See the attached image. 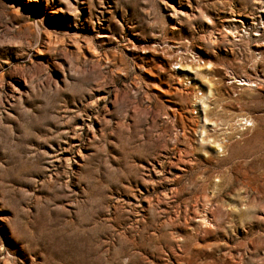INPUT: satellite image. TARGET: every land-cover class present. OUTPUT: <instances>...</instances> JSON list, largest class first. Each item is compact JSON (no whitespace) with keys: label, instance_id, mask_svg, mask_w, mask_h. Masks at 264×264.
Masks as SVG:
<instances>
[{"label":"rangeland","instance_id":"1","mask_svg":"<svg viewBox=\"0 0 264 264\" xmlns=\"http://www.w3.org/2000/svg\"><path fill=\"white\" fill-rule=\"evenodd\" d=\"M184 263L264 264V0H0V264Z\"/></svg>","mask_w":264,"mask_h":264},{"label":"bare ground","instance_id":"2","mask_svg":"<svg viewBox=\"0 0 264 264\" xmlns=\"http://www.w3.org/2000/svg\"><path fill=\"white\" fill-rule=\"evenodd\" d=\"M175 59V58H174ZM176 60H177V58H176ZM180 60V59H179ZM178 64H180V63H178ZM175 65H177L176 63H175ZM199 67V66H198ZM208 67L209 66H205L204 67V69H205V71L208 69ZM238 81H240V80H238ZM242 81V80H241ZM244 81V80H243ZM238 85H239V83H238ZM240 85H242V86H249V81H244V82H242V83H240ZM213 86V85H212ZM212 86H209L208 88H207V93H208V95H212L213 94V87ZM207 98H208V96H203L202 98L200 97H196L195 96V100L194 101H196V103L195 104H197V105H195V104H193L194 105V107L195 106H200V109H201V111H209V110H206L207 109ZM205 119V120H204ZM203 122L201 123V121H200V123L199 122H196L195 123V129L197 130V134H198V138H199V142H203V136H204V134H205V129H204V127L203 126H205L206 124H207V119H206V114L204 115V117H203V120H202ZM212 124H214V123H211V125ZM218 146V145H217ZM195 250H197V249H195ZM184 264H186V263H184Z\"/></svg>","mask_w":264,"mask_h":264}]
</instances>
